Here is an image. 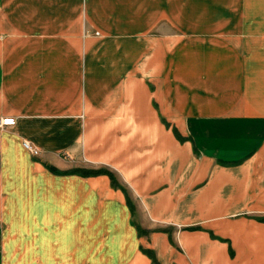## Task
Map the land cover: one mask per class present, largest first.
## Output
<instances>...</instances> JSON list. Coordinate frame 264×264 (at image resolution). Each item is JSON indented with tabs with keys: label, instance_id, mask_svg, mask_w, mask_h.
I'll use <instances>...</instances> for the list:
<instances>
[{
	"label": "crops",
	"instance_id": "obj_1",
	"mask_svg": "<svg viewBox=\"0 0 264 264\" xmlns=\"http://www.w3.org/2000/svg\"><path fill=\"white\" fill-rule=\"evenodd\" d=\"M180 15L171 0H0V116H16L18 134L5 127L0 141L17 158L24 138L51 161L83 155L72 169L44 158L32 168L65 177L76 197L61 204L60 229L54 206H18L35 222L22 231L32 264H87L102 207L120 229L113 264H154L149 252L158 264H264V59L251 65L233 45L227 63H194L184 47L212 37L180 32ZM3 189L0 224L27 203Z\"/></svg>",
	"mask_w": 264,
	"mask_h": 264
},
{
	"label": "rangeland",
	"instance_id": "obj_2",
	"mask_svg": "<svg viewBox=\"0 0 264 264\" xmlns=\"http://www.w3.org/2000/svg\"><path fill=\"white\" fill-rule=\"evenodd\" d=\"M125 1L127 0H123V2ZM128 1L132 4V2H141L143 0ZM233 4L236 5L233 6ZM173 7L175 8V12L181 14L180 19L185 23L179 26L181 28H179L180 32L182 30L185 35L193 33L201 34L206 37H212L211 39H215L217 42L216 44L208 43L211 39L207 41L202 39L193 48L191 46H185L183 54L185 56L193 55L194 59H197L194 63L206 64L212 62L217 63L219 66L227 63V61H230L229 55L231 54L228 47H232L233 45L239 48L240 53L247 58V61L249 59L251 65H256L259 63V59H264V0H250V4H248V1L242 3L237 0H171V10ZM134 11L135 7L129 8L130 13ZM130 27H138V29L134 30H124L125 33L130 35H146L148 33L151 36L157 30L155 28L150 33V31L148 32L146 30V26ZM98 32L91 29L90 35H98ZM227 42H233V44ZM1 129L3 128H0V137L3 138L2 136L4 135ZM10 130L12 133H16L14 126ZM26 139L24 138L23 142ZM28 140L35 146H38L40 152L36 154L27 148V156L23 158H17L15 156V152H17L15 144L8 141H5V143L0 141V185L4 188L1 190V193L5 194L8 192L9 194H14L15 192L18 200H25L27 202L23 204L19 203L18 205L10 204V206L15 208V214L22 216L18 217V219H12L9 222L6 221L0 224L3 230L4 253L6 251L8 254L9 264H32L37 259L33 254L25 255L22 252L23 246L26 243L25 239H30L22 231L34 229L35 222H24L25 219H28L27 215H23V212L20 211L23 208L18 206L25 204L33 206L25 213L33 216L38 213V208L35 207L38 203L54 206L57 208V212L50 216V219L57 220L55 225L60 229V226L65 223L62 222L63 218L59 216L62 215L59 211L61 204L69 202L72 198H76L71 190L67 191L64 189L68 182L65 177L55 175L54 173H52L53 175L50 174L47 176L44 173L46 172L45 169H41L40 167L37 171L32 169L33 167L36 168L39 166L36 164V161L44 158L42 156L44 151L37 143L31 139ZM81 157H83L82 153H78L77 158H75L70 151L65 150L62 151L61 156H58L56 160L51 161L46 158L43 160L49 162H44L45 165L52 164V167L55 166L57 169L64 171L82 165L81 163L83 161ZM84 163L87 164V162ZM27 168H30V172L32 173L28 174ZM47 177H53V179L58 177L59 183L57 185L52 184L53 188L51 190L47 186ZM113 184L126 190L125 186L117 179V176L113 180ZM74 186L75 184H72L68 187L73 189ZM49 191H52V194ZM0 202L3 201L0 199ZM68 208L70 210L72 207L69 205ZM89 209L92 218L93 211H97L98 208L91 206ZM41 210L42 218L51 213L49 207L46 209L41 207ZM102 210L104 216H107V221L100 223L99 233L91 237L90 260L87 264H113L115 263V258L118 260L117 255L111 251H116V239L120 229L115 227L117 224H114V215L106 212L105 207H102ZM23 216H25V219ZM42 225H49V223L44 222ZM28 232L36 233V231ZM7 246L8 248H6ZM122 246L124 253L130 250L128 243H122ZM149 253L155 256V260L153 259L154 264H158L155 252ZM81 261L82 259H75L73 264H81Z\"/></svg>",
	"mask_w": 264,
	"mask_h": 264
},
{
	"label": "built area",
	"instance_id": "obj_3",
	"mask_svg": "<svg viewBox=\"0 0 264 264\" xmlns=\"http://www.w3.org/2000/svg\"><path fill=\"white\" fill-rule=\"evenodd\" d=\"M11 121V123H8ZM17 123V117L13 115L0 116V128L13 127ZM24 146L32 152L38 154L40 150L36 148L29 140H24Z\"/></svg>",
	"mask_w": 264,
	"mask_h": 264
},
{
	"label": "trees",
	"instance_id": "obj_4",
	"mask_svg": "<svg viewBox=\"0 0 264 264\" xmlns=\"http://www.w3.org/2000/svg\"><path fill=\"white\" fill-rule=\"evenodd\" d=\"M151 257L155 260V256L151 254Z\"/></svg>",
	"mask_w": 264,
	"mask_h": 264
},
{
	"label": "snow or ice",
	"instance_id": "obj_5",
	"mask_svg": "<svg viewBox=\"0 0 264 264\" xmlns=\"http://www.w3.org/2000/svg\"><path fill=\"white\" fill-rule=\"evenodd\" d=\"M8 123H11V121H8Z\"/></svg>",
	"mask_w": 264,
	"mask_h": 264
}]
</instances>
